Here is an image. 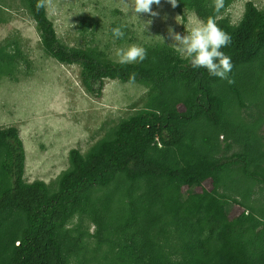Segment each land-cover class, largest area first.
<instances>
[{
    "label": "rangeland",
    "instance_id": "1",
    "mask_svg": "<svg viewBox=\"0 0 264 264\" xmlns=\"http://www.w3.org/2000/svg\"><path fill=\"white\" fill-rule=\"evenodd\" d=\"M247 2L264 11V0H225L219 14L214 13L213 0H183L176 8L161 0L159 6L153 5L159 13L155 17L132 12L127 7L132 0H52L46 11L64 46L118 62L116 49L136 44L147 50V59L134 64L149 65L180 57L169 37L170 27L186 34L213 15L217 24L224 21L236 27ZM117 26H123L122 39L112 35ZM0 49L1 56H14L0 60V129L18 130L25 150L23 179L44 182L50 194L70 169L72 150L86 157L99 142L112 137L121 121L141 110L158 111L166 104L182 110L186 91L176 84L158 89L150 83L107 79L100 97L88 93L79 64H62L45 51L26 0H0ZM233 79L244 105L224 79L218 80L214 92L225 100L222 123L217 127L203 119L192 122L186 142L212 160L246 154L251 171L258 165L264 170V51L254 63L239 67ZM158 148L151 149L153 158L177 165L174 149ZM2 158L0 150V162ZM118 175L106 188L83 192L66 225L58 229L63 264H144L148 262L144 257L150 256L141 251L147 237L163 244L167 255L172 252V262L190 257L191 250L209 255L222 243L238 240L255 264H264V184L244 175L242 165L224 170L215 184L208 181L203 187H184L183 192L207 190L227 197L229 220L252 216V223L243 229L211 219L194 231L197 219L163 216L160 210L159 196L169 193L170 182L129 181ZM8 185L0 170V191ZM24 226L18 209L0 216V264L9 261Z\"/></svg>",
    "mask_w": 264,
    "mask_h": 264
},
{
    "label": "trees",
    "instance_id": "2",
    "mask_svg": "<svg viewBox=\"0 0 264 264\" xmlns=\"http://www.w3.org/2000/svg\"><path fill=\"white\" fill-rule=\"evenodd\" d=\"M182 1L179 0L181 4ZM26 2L45 51L62 64H79L83 86L91 95L100 97L104 81L111 79L150 83L158 89L176 84L186 91V96L182 100V110L166 104L158 111L141 110L121 121L112 137L99 142L86 157L78 150H72L71 167L62 175L58 190L51 194L42 181H24L25 150L18 130L14 127L0 129L3 154L0 170L9 181V185L0 191V216L15 208L25 218V226L18 234V244L11 249V256L5 264H63L58 229L66 225L83 192L95 187H108L118 174L129 181L151 178L170 182L169 193L159 196L162 197L160 210L163 216L182 217L187 221L197 219L194 231H200L197 227L209 224L211 219L223 226L239 229L252 223V216L245 214L229 220L228 200L223 195H214L207 190L202 193L183 192L184 187H203L208 181L215 184L224 170L235 165H242L244 175L264 184L263 168L258 165L251 171L246 154L212 160L186 142V129L192 122L203 119L217 127L222 123L225 100L214 92L218 85L216 82L221 78L210 75L206 68H193L188 58L177 57L167 63L152 62L149 65H121L83 49L64 46L47 11H37V0ZM218 26L232 38L231 44L221 50L231 57L234 67L229 75L233 79L239 67L254 63L264 51V11L247 2L238 26L233 27L224 21ZM2 53L0 49V60L14 59L8 54L1 56ZM133 73L135 79L130 80ZM224 82L243 106L242 93L235 83ZM157 137L162 144L159 150L176 151L177 165H167L150 155L151 149L157 147L154 144ZM144 244L142 253L150 255L144 257V262L148 260L144 264H255L243 242L238 240L222 243L209 255L191 250L190 257L177 262H172L170 255L173 254L167 255L163 244L149 237Z\"/></svg>",
    "mask_w": 264,
    "mask_h": 264
},
{
    "label": "clouds",
    "instance_id": "3",
    "mask_svg": "<svg viewBox=\"0 0 264 264\" xmlns=\"http://www.w3.org/2000/svg\"><path fill=\"white\" fill-rule=\"evenodd\" d=\"M167 2L176 8L179 0H167ZM161 0H132L127 5L132 12L141 16L149 14L150 16L159 15L153 11V5L159 6ZM52 5V0H37L35 5L37 11L47 10ZM225 0H213V10L219 14L224 8ZM151 20L147 24H151ZM191 23V17H189ZM112 35L117 39H122L125 35L123 26L112 28ZM169 37L173 42L175 51L181 58H188L193 68H206L210 75L227 80L229 84L235 81L230 78V73L234 67L231 57L226 55L221 49L231 44V35L223 31L216 22V15L209 16L206 22L201 21L186 30V34L176 32L173 28L168 29ZM116 56L121 65L129 63L143 62L147 59V50L139 45L133 44L129 47L116 49ZM135 79V74H131L130 80Z\"/></svg>",
    "mask_w": 264,
    "mask_h": 264
},
{
    "label": "built area",
    "instance_id": "4",
    "mask_svg": "<svg viewBox=\"0 0 264 264\" xmlns=\"http://www.w3.org/2000/svg\"><path fill=\"white\" fill-rule=\"evenodd\" d=\"M154 144H157L158 147H162V144H161V142H160L158 137L155 139V143Z\"/></svg>",
    "mask_w": 264,
    "mask_h": 264
}]
</instances>
